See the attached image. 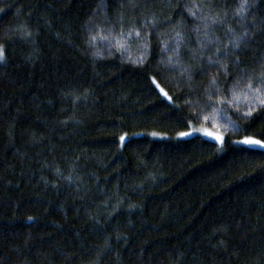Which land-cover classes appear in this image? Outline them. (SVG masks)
<instances>
[{
    "label": "trees",
    "instance_id": "trees-1",
    "mask_svg": "<svg viewBox=\"0 0 264 264\" xmlns=\"http://www.w3.org/2000/svg\"><path fill=\"white\" fill-rule=\"evenodd\" d=\"M240 2L0 0V264H264V112L206 107L213 77L264 72V0ZM96 26L150 46L91 47Z\"/></svg>",
    "mask_w": 264,
    "mask_h": 264
},
{
    "label": "snow or ice",
    "instance_id": "snow-or-ice-1",
    "mask_svg": "<svg viewBox=\"0 0 264 264\" xmlns=\"http://www.w3.org/2000/svg\"><path fill=\"white\" fill-rule=\"evenodd\" d=\"M194 7L199 8L200 6L194 5ZM249 7L250 5L246 2V0H242V2L238 3L237 9L235 11V16L240 18L241 21H244L248 14ZM189 14L193 17H197L198 15L197 12H193L191 11V9L189 10ZM199 20L200 25L195 29L198 37L200 35L207 37L210 24H218L222 22L219 17H208L202 14L199 16ZM89 31L90 35L88 42L91 47H96L97 42L102 41L107 42L109 48L115 47L117 51H126L130 46L129 41H131L133 38L138 41H142L140 47L143 48L145 52L150 46V39L148 38L150 37V33L145 32V34L142 36L141 31L137 29H131L127 33L121 30L119 34H114V29L105 30L100 26H96L95 29H90ZM93 32L95 34H91ZM228 32L232 36V39L229 41V44H226L223 48H217V54L215 58L209 57L207 61L209 66L215 65L220 67L224 71L225 75H227L228 67L227 65L221 63L222 58H227L229 53L233 49H239L241 45L245 42V38L248 36L247 31L237 35L234 29L229 28ZM30 35L31 33L25 32V36ZM176 35L177 40L175 42V48H171V46L167 42H164L163 51H173L174 54H179V49L183 42V37L179 32H177ZM200 43L202 46H206L208 43H210V41L201 40ZM97 55H99V53H97ZM129 59H131V57H129ZM3 60L4 49L3 46H0V62H2ZM133 62L143 64L144 56L141 55L140 57H137V59ZM166 63L169 65L173 64V57L168 56ZM187 71L188 70L185 69L181 72V74L184 75ZM241 77V79H237L232 84L230 89L226 90L227 94L221 93V89L216 85V78L213 77V79L211 80V89L207 93L209 103L206 105V107H213L214 112H218L223 110V105H227L229 107L234 106L236 107V110L239 111L240 105L243 104L247 108V111L243 113L244 117H250L253 111H256L257 109L261 110V112H264V72H262L259 77L242 72ZM190 79L191 75H189V80ZM152 83L155 84L157 88L160 87L154 78L152 80ZM160 91L165 96L167 95V93L163 92V89H160ZM217 95H219L220 98L214 100V97H216ZM204 120L207 121L208 117L205 116ZM193 131H201V129H193ZM152 135L155 136L156 133H153ZM179 135L181 137H186L192 135V133L181 132ZM204 135L212 136L213 134L205 130ZM213 138L218 142L223 141L222 134H216L213 136ZM121 139L123 140L124 138L121 137ZM240 143L245 145H261V141L254 140L251 138H246L240 141ZM29 219H31V217Z\"/></svg>",
    "mask_w": 264,
    "mask_h": 264
},
{
    "label": "rangeland",
    "instance_id": "rangeland-1",
    "mask_svg": "<svg viewBox=\"0 0 264 264\" xmlns=\"http://www.w3.org/2000/svg\"><path fill=\"white\" fill-rule=\"evenodd\" d=\"M213 125V128H212V130H214V131H208V132H210V133H212L213 135L212 136H208V137H211V138H213V136L215 135V133L214 132H222L221 131V126H220V124H218V123H216V122H214V123H212ZM204 131V130H203ZM196 132H198V131H196ZM204 134V133H203Z\"/></svg>",
    "mask_w": 264,
    "mask_h": 264
}]
</instances>
